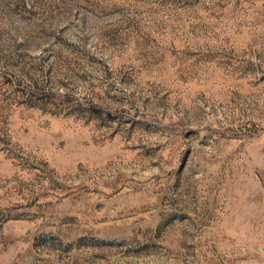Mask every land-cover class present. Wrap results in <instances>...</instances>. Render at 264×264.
Segmentation results:
<instances>
[{
  "label": "rangeland",
  "instance_id": "1",
  "mask_svg": "<svg viewBox=\"0 0 264 264\" xmlns=\"http://www.w3.org/2000/svg\"><path fill=\"white\" fill-rule=\"evenodd\" d=\"M0 264H264V0H0Z\"/></svg>",
  "mask_w": 264,
  "mask_h": 264
}]
</instances>
